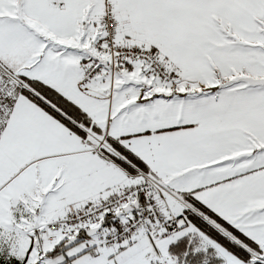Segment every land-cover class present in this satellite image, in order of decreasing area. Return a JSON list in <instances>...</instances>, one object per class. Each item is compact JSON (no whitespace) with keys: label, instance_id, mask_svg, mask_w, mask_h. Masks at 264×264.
<instances>
[{"label":"snow or ice","instance_id":"obj_1","mask_svg":"<svg viewBox=\"0 0 264 264\" xmlns=\"http://www.w3.org/2000/svg\"><path fill=\"white\" fill-rule=\"evenodd\" d=\"M0 264H264V0H0Z\"/></svg>","mask_w":264,"mask_h":264}]
</instances>
